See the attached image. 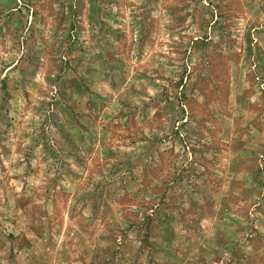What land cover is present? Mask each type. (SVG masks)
<instances>
[{"label": "rangeland", "instance_id": "obj_1", "mask_svg": "<svg viewBox=\"0 0 264 264\" xmlns=\"http://www.w3.org/2000/svg\"><path fill=\"white\" fill-rule=\"evenodd\" d=\"M0 264H264V0H0Z\"/></svg>", "mask_w": 264, "mask_h": 264}]
</instances>
